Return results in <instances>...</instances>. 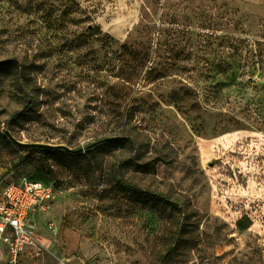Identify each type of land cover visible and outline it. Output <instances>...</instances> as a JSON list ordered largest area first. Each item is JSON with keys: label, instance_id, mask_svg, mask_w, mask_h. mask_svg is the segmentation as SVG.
<instances>
[{"label": "rangeland", "instance_id": "obj_1", "mask_svg": "<svg viewBox=\"0 0 264 264\" xmlns=\"http://www.w3.org/2000/svg\"><path fill=\"white\" fill-rule=\"evenodd\" d=\"M10 168L56 190L18 264H264V0H0Z\"/></svg>", "mask_w": 264, "mask_h": 264}, {"label": "built area", "instance_id": "obj_2", "mask_svg": "<svg viewBox=\"0 0 264 264\" xmlns=\"http://www.w3.org/2000/svg\"><path fill=\"white\" fill-rule=\"evenodd\" d=\"M53 184H46L10 168L0 176V242L8 264H18L29 248L41 243L39 222L55 199ZM47 229L53 227L45 223Z\"/></svg>", "mask_w": 264, "mask_h": 264}, {"label": "trees", "instance_id": "obj_3", "mask_svg": "<svg viewBox=\"0 0 264 264\" xmlns=\"http://www.w3.org/2000/svg\"><path fill=\"white\" fill-rule=\"evenodd\" d=\"M118 140H114V139H104V140H101L99 141L98 143L96 144H93V145H90L87 147V150L90 151L92 150L93 148H96V147H108V146H112L114 145ZM32 149H35V150H38V151H51L53 152L54 154L58 155L60 157V159H65V158H68V156H71V152H69L68 150L66 149H62V148H59V147H44V148H26V150H32ZM125 189H127L128 191L130 192H133L137 195H141V196H145L147 197L148 199L152 200V201H155V202H159V203H163V204H166V205H169V206H172V203L169 202L167 199L163 198V197H159V196H154L153 194L149 193V192H142L140 189L134 187V186H129V185H125L123 186Z\"/></svg>", "mask_w": 264, "mask_h": 264}, {"label": "water", "instance_id": "obj_4", "mask_svg": "<svg viewBox=\"0 0 264 264\" xmlns=\"http://www.w3.org/2000/svg\"><path fill=\"white\" fill-rule=\"evenodd\" d=\"M7 137L16 145L23 147V148H44V147H51V146H47V145H43V144H23L20 143L18 141H16L8 132H6ZM62 149H66L64 147H59ZM68 150V149H66ZM69 151V150H68Z\"/></svg>", "mask_w": 264, "mask_h": 264}, {"label": "crops", "instance_id": "obj_5", "mask_svg": "<svg viewBox=\"0 0 264 264\" xmlns=\"http://www.w3.org/2000/svg\"><path fill=\"white\" fill-rule=\"evenodd\" d=\"M39 224V223H38ZM1 243V242H0ZM2 245V244H1ZM3 246V245H2ZM4 248V247H3ZM5 250V249H4ZM5 252H6V250H5ZM6 254H7V252H6ZM23 255V254H22ZM7 258H8V254H7Z\"/></svg>", "mask_w": 264, "mask_h": 264}]
</instances>
